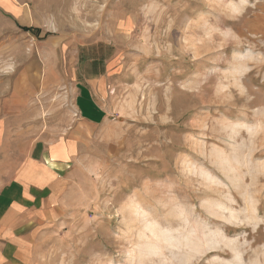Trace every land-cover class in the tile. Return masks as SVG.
Returning <instances> with one entry per match:
<instances>
[{"label":"rangeland","instance_id":"1","mask_svg":"<svg viewBox=\"0 0 264 264\" xmlns=\"http://www.w3.org/2000/svg\"><path fill=\"white\" fill-rule=\"evenodd\" d=\"M61 147L24 264H264V0H29L1 19L0 192Z\"/></svg>","mask_w":264,"mask_h":264},{"label":"crops","instance_id":"2","mask_svg":"<svg viewBox=\"0 0 264 264\" xmlns=\"http://www.w3.org/2000/svg\"><path fill=\"white\" fill-rule=\"evenodd\" d=\"M28 1L0 0V20L11 19L16 22H26ZM21 78H18V80H21ZM13 86L15 88L12 94L17 97L22 95L20 94L21 90L16 89V87L19 88V85L16 86L15 84ZM88 102L87 108L94 107L98 112L102 110L98 102L91 97H88ZM81 106L86 110V104ZM83 111H79L82 123L86 125H88L87 123H92V125L98 123L99 117L96 111H88L89 116L84 115L86 112ZM88 117H92L94 121L92 122ZM31 159L33 160V165L29 164V166H32L31 171L25 170V163L22 166L23 168L17 172L16 177L12 179L14 181H11L10 186L0 192V264L26 263L25 246L27 244L25 243L28 236L26 230L33 224L34 221L32 222V220L34 219L33 214L36 215L35 212L44 211L40 214L47 213L45 211L47 206L42 202V199L45 197V201H47L49 197L54 198V193L51 191H53L55 180L59 175L58 171L62 170L58 166L68 161L62 147L59 150L57 148H48V151L46 148L43 152L39 150L38 155ZM41 160L43 163H39Z\"/></svg>","mask_w":264,"mask_h":264},{"label":"trees","instance_id":"3","mask_svg":"<svg viewBox=\"0 0 264 264\" xmlns=\"http://www.w3.org/2000/svg\"><path fill=\"white\" fill-rule=\"evenodd\" d=\"M21 30L26 31V32H37L38 29L35 27H27V26H20Z\"/></svg>","mask_w":264,"mask_h":264}]
</instances>
